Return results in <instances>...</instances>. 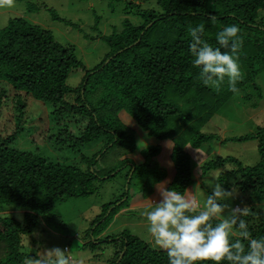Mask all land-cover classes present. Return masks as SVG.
I'll use <instances>...</instances> for the list:
<instances>
[{
    "label": "trees",
    "instance_id": "obj_1",
    "mask_svg": "<svg viewBox=\"0 0 264 264\" xmlns=\"http://www.w3.org/2000/svg\"><path fill=\"white\" fill-rule=\"evenodd\" d=\"M113 1L109 0V5ZM143 1L144 5L132 1L124 4L123 11L139 22L125 19L120 30L114 27L111 34L102 35L107 53L90 69L78 60L74 48L60 44L50 30L39 25L14 18L0 30V264H24L26 258L35 257L38 249L28 251L34 241L29 236L40 225L64 226L49 217L55 201L88 196L94 180L112 178L122 169L127 171L125 180L131 172L126 187L143 185L139 181L142 172L149 175L150 168L155 167L159 172L154 173L153 190L167 175L164 167L150 162L163 141L172 143V173L166 187L186 194L193 175L185 146L197 150L218 138L202 130L237 92L251 86L259 95L255 80L264 72V0H155L153 5ZM54 18L59 19L57 15ZM199 24L205 25L203 38L214 47L216 35L224 26H239L243 75L237 92L230 91L226 83L216 89L200 82L189 50L190 27ZM77 72L81 74L77 85L68 84L69 77ZM28 100L36 108L34 114L28 112ZM123 113L141 133L158 142L141 149L144 159L139 164L119 152L130 153L136 147V130L122 121ZM6 114L12 121H7ZM41 115L51 124L50 141H55L59 150L62 146L72 150L73 159L50 162L40 152L13 147L33 126H41ZM130 132L133 136L128 135ZM126 135L133 149L127 148ZM246 140L257 143L259 161L255 165L246 167L236 158L215 152L197 169L201 175L218 171L217 179L224 187L228 186L225 177H234L229 185L239 193L241 207H249L251 214L244 219L253 236L259 238L264 236V217L254 218V209L264 203V125L220 144ZM114 146L117 156L122 157L121 165L102 174L92 170L96 157ZM225 166L233 169L224 172ZM121 206L104 205L101 214L88 223L85 250L101 253V245L110 244L111 251L104 259L107 264H168L164 250L151 248L125 228L107 235L112 218L125 209ZM128 214L135 216L136 212ZM96 256L101 259V254Z\"/></svg>",
    "mask_w": 264,
    "mask_h": 264
},
{
    "label": "rangeland",
    "instance_id": "obj_2",
    "mask_svg": "<svg viewBox=\"0 0 264 264\" xmlns=\"http://www.w3.org/2000/svg\"><path fill=\"white\" fill-rule=\"evenodd\" d=\"M129 1L135 4H145L143 0H115L111 3L112 5H109V0H29L27 2L0 0V30L7 26L9 20L14 18H22L32 25H39L50 30L60 44L74 48L78 60L90 69L98 64L104 54L107 53V47L100 39L102 35L111 34L114 27L120 30L121 24L125 19L139 22L138 18L123 11L124 4ZM148 1L152 2L150 5L155 3V0ZM30 5L33 8L28 9ZM56 15L59 18L58 20L54 18ZM96 17L99 18L97 22L98 30L94 28ZM65 22L71 23V26ZM80 78L81 74L79 72L72 74L68 79V84L75 86ZM255 83L259 88V95L256 92L257 90L255 91L251 86L237 92L231 98V101L226 103L210 122L204 126L203 133L215 134L218 138L209 143H204L197 150L191 149L189 145L185 146V151L191 156L193 175V181L186 193V196L190 199H196L202 204L216 184L223 185L217 179L218 171H211L208 174L201 175V169H197L202 162H206L215 152L222 157L236 158L246 167L253 166L259 161L255 140L220 144L222 140L227 138H239L251 134L258 127L264 125V72L258 74ZM2 86L0 84V88ZM12 94L11 91L8 93L9 96ZM28 103V112L34 114L36 108L30 104L29 100ZM124 114L120 116L122 121L131 130H136L134 132L136 133V147L130 153L123 150H119V152L122 157H130L135 163L139 164L144 159L143 154H140L141 149L144 150L150 146H156L158 142L141 133L133 124V121ZM5 117H7L8 122L12 121L8 114ZM39 119L42 121L41 126L36 125L35 127L37 128L33 126V129L28 131L27 135L19 137L15 141L13 147L21 151L31 152L33 150L37 153L40 152L42 157L50 162L61 161L63 158L73 159L75 153L72 150L68 147L63 148V146L59 150L56 142L50 141L48 135H51L49 133L51 124L47 122L45 116L41 115ZM2 121L5 122V119L2 118ZM128 135L133 136L131 132ZM128 135H126L125 143H128L126 146L127 148L130 146L133 149L134 145L130 144ZM25 141L30 142L29 145ZM159 144L161 150L156 156L150 158V162L157 168L164 167L167 170V175L162 182L168 185L172 173V165L169 160L172 143L166 140ZM100 146L102 147V145ZM121 158L117 156V147L114 146V149H109L102 156L98 155L96 157L92 170H95L98 174L106 173L109 169L120 166ZM77 163H82L79 157ZM229 169L233 168L225 166L224 172ZM158 172L155 167L150 168L149 175H144L142 172L139 181H143V185H135L136 183H133L126 187L127 180H125V176L127 171L121 169L112 178L102 181L94 180L93 192L88 196L57 199L49 217L60 220L64 226L56 228L53 225H49V227L44 228L43 225H40L38 230L29 236L34 241L29 244L28 251L32 252L38 249V254L39 251L44 249L59 248L66 253L69 264H107L104 259L107 258L111 251L110 244L101 245V253L86 251L84 248V243H86L84 232L88 228V223L101 214L104 205L115 203L116 206L122 204L121 207L127 208L135 201L137 202L133 203L132 207L135 208L138 205H142L139 209H133L136 215L141 216V218L135 216L124 217L121 215V211L124 210H120L112 218L106 231L107 235L120 233L125 228L132 235L146 242L151 248L160 250L146 232V212L154 206L152 200L155 203L160 201V194L156 185L162 182L159 183L158 181L153 190L151 185L154 173ZM232 180L234 181V177L226 176L225 182L228 186L224 188L229 191L234 189L237 194L230 201V204L233 207H241L239 193L235 190V187L229 185ZM122 194V199H118ZM116 200L119 201L115 202ZM254 210V218L264 217V203L255 205ZM100 237L104 236L101 235ZM65 247H67V250H64ZM98 254H101V259L97 260L98 256L96 255Z\"/></svg>",
    "mask_w": 264,
    "mask_h": 264
},
{
    "label": "clouds",
    "instance_id": "obj_3",
    "mask_svg": "<svg viewBox=\"0 0 264 264\" xmlns=\"http://www.w3.org/2000/svg\"><path fill=\"white\" fill-rule=\"evenodd\" d=\"M204 33V24L190 27L189 50L200 82L216 89L226 83L230 91L237 92L236 85L243 75L239 26H224L216 35L215 47L203 38ZM156 188L160 201L146 212V232L166 252L168 264H264V236L256 238L250 231L244 219L251 214L248 206L230 204L237 194L234 189L229 191L216 184L201 204L163 182ZM24 264L69 261L64 251L52 248L26 258Z\"/></svg>",
    "mask_w": 264,
    "mask_h": 264
},
{
    "label": "crops",
    "instance_id": "obj_4",
    "mask_svg": "<svg viewBox=\"0 0 264 264\" xmlns=\"http://www.w3.org/2000/svg\"><path fill=\"white\" fill-rule=\"evenodd\" d=\"M195 184H196V183H195ZM195 184H194V186H195ZM152 195H153V194H152ZM152 201H153L152 203L154 204L155 201H154V200H152ZM135 202H137V201H135ZM135 202H133V203H135ZM133 203H132V204H133ZM132 204H131L129 207L123 209L124 212H127V213H123V216H124V217L129 216L128 213H129L130 211H134L133 209H139V208H141V206H142V205H138V206H136V207L134 208V207H132ZM124 214H127V215H124Z\"/></svg>",
    "mask_w": 264,
    "mask_h": 264
},
{
    "label": "water",
    "instance_id": "obj_5",
    "mask_svg": "<svg viewBox=\"0 0 264 264\" xmlns=\"http://www.w3.org/2000/svg\"><path fill=\"white\" fill-rule=\"evenodd\" d=\"M147 26H150V25H147ZM130 177H131V172L129 173V175H128V179H127V182H126V184L129 182V180H130ZM124 215H126V214H124ZM135 216H138V215H135ZM138 217H141V216H138ZM123 254V253H122Z\"/></svg>",
    "mask_w": 264,
    "mask_h": 264
},
{
    "label": "built area",
    "instance_id": "obj_6",
    "mask_svg": "<svg viewBox=\"0 0 264 264\" xmlns=\"http://www.w3.org/2000/svg\"><path fill=\"white\" fill-rule=\"evenodd\" d=\"M65 250H66V248H65Z\"/></svg>",
    "mask_w": 264,
    "mask_h": 264
}]
</instances>
